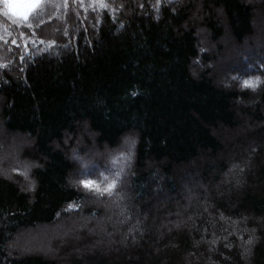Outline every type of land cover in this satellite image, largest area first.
I'll return each mask as SVG.
<instances>
[{
	"label": "trees",
	"instance_id": "16d2710c",
	"mask_svg": "<svg viewBox=\"0 0 264 264\" xmlns=\"http://www.w3.org/2000/svg\"><path fill=\"white\" fill-rule=\"evenodd\" d=\"M255 11L252 0H41L25 21L0 0V120L7 134L29 137L24 157L34 164L31 191L20 176L0 175V264H62L14 253L10 243L24 229L69 218L89 199L73 180L66 138L82 126L101 148L132 142L118 152L132 156L127 186L123 172L107 183L98 176L105 183L98 184H114L106 196L125 198V215L139 224L128 247L89 255L88 264H264V54H251L255 93L196 65L213 58L200 30L213 42L229 32L241 44L254 32ZM243 119L262 124V133L239 185L200 191L206 210L196 207L179 228L164 225L189 177L214 183L244 154L222 156L219 133ZM93 205L86 214L102 212ZM224 219L253 234L247 251Z\"/></svg>",
	"mask_w": 264,
	"mask_h": 264
},
{
	"label": "rangeland",
	"instance_id": "374dc122",
	"mask_svg": "<svg viewBox=\"0 0 264 264\" xmlns=\"http://www.w3.org/2000/svg\"><path fill=\"white\" fill-rule=\"evenodd\" d=\"M7 1L12 13L20 11L15 7L16 0ZM252 4L256 6L254 32L241 44H236L229 32H225L224 36L213 42L208 33L203 29L200 30L202 43L205 46L203 52L213 58L207 64L196 61L197 68H210L215 77H218L226 86L236 85L242 88L243 81L249 79L255 81L258 78L254 74L255 67H252L254 60H252L251 54L260 57L264 54V0H252ZM194 17L200 20L199 15ZM255 65L258 66V64ZM243 71L246 73L244 74ZM245 88L255 93L258 83L255 89ZM242 121L238 128L222 129L219 133L224 142L222 156L234 155L236 151L240 150L244 151V154L237 160L230 161L226 173L214 183L206 181L200 174L197 177H189L183 183L182 198L174 201L176 210L170 215L174 218L170 217L164 222V225L179 228L193 220L191 212L196 211V207L197 209L200 207L207 209L209 206L207 196L204 197L206 200L202 201L200 191L208 192L212 188L220 193L228 190L229 186L239 185L241 174L248 168V160L256 151L255 138L259 133H262V131L260 132L262 124L247 119ZM66 138L73 139L69 147L71 158L77 165L73 180L76 179V183L87 193L89 192V199L85 201L84 206L72 210L69 218H62L49 225H39L20 231L12 239L10 250L17 254H42L54 258L62 264H70V258H74L80 264H88L87 257L89 255L111 257L119 253L122 248L128 247L133 233L139 227L132 217L125 215V198L122 196L113 198L111 194L106 196V185L102 186L104 182L107 183L110 177H120L119 172H123L121 173L122 180H124L122 188L127 186L128 175L133 168L132 156H128V153L119 154L118 152L122 149L127 150L128 147H131L132 142L126 138L117 149L101 148L97 145L94 135L85 126H82L73 137L67 135ZM245 143H249V145L243 148ZM31 146V140L25 135L7 134L0 120V175L8 178L20 176L25 187L30 191L33 188L31 168L34 164L30 159L24 157V151ZM110 157H114V159L111 158V160ZM106 163H110V165L107 167ZM98 176L104 178L103 183L101 182L103 179L100 180ZM87 180L100 182L102 184H99L100 191L87 189L80 183ZM91 203L94 204L93 206L100 207L102 212L86 214L84 210ZM223 221L233 228L234 234L237 232L242 248L247 251L253 242V234L250 233L252 236L248 234L242 236L240 233L244 229L240 226L239 221L234 220L230 223L225 219ZM130 225L133 228L129 229ZM217 241L218 238L212 234L208 243L210 246H214Z\"/></svg>",
	"mask_w": 264,
	"mask_h": 264
},
{
	"label": "snow or ice",
	"instance_id": "6c2138e0",
	"mask_svg": "<svg viewBox=\"0 0 264 264\" xmlns=\"http://www.w3.org/2000/svg\"><path fill=\"white\" fill-rule=\"evenodd\" d=\"M41 3V0H16L15 7L20 9L19 12L14 13V15H18L22 20L27 21L29 19L30 13L35 10L39 4ZM259 81V78H256L255 81L249 79L243 81L244 87H250L252 89H255L257 86V83ZM85 188L94 190V191H100L99 184L96 181H81L80 182ZM112 187H114V184H109L107 188H105V191L110 190Z\"/></svg>",
	"mask_w": 264,
	"mask_h": 264
}]
</instances>
